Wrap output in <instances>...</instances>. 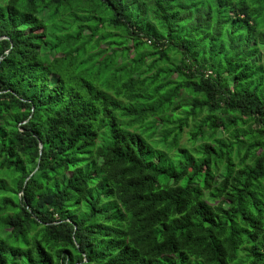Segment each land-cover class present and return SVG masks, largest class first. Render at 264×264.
Listing matches in <instances>:
<instances>
[{
	"label": "trees",
	"instance_id": "16d2710c",
	"mask_svg": "<svg viewBox=\"0 0 264 264\" xmlns=\"http://www.w3.org/2000/svg\"><path fill=\"white\" fill-rule=\"evenodd\" d=\"M0 264H264V0H0Z\"/></svg>",
	"mask_w": 264,
	"mask_h": 264
},
{
	"label": "rangeland",
	"instance_id": "374dc122",
	"mask_svg": "<svg viewBox=\"0 0 264 264\" xmlns=\"http://www.w3.org/2000/svg\"><path fill=\"white\" fill-rule=\"evenodd\" d=\"M190 130V127H186V128H184V131L186 132V131H189ZM186 133H184V135H183V138H182V141L181 142H184L185 141V139H186Z\"/></svg>",
	"mask_w": 264,
	"mask_h": 264
},
{
	"label": "water",
	"instance_id": "95a60500",
	"mask_svg": "<svg viewBox=\"0 0 264 264\" xmlns=\"http://www.w3.org/2000/svg\"><path fill=\"white\" fill-rule=\"evenodd\" d=\"M40 147H41V144H40Z\"/></svg>",
	"mask_w": 264,
	"mask_h": 264
}]
</instances>
